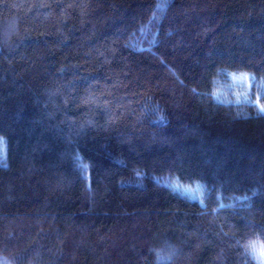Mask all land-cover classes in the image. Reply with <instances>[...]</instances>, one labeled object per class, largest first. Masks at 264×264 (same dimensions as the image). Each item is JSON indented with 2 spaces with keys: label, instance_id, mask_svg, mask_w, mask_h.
<instances>
[{
  "label": "trees",
  "instance_id": "16d2710c",
  "mask_svg": "<svg viewBox=\"0 0 264 264\" xmlns=\"http://www.w3.org/2000/svg\"><path fill=\"white\" fill-rule=\"evenodd\" d=\"M264 0H0V264H264Z\"/></svg>",
  "mask_w": 264,
  "mask_h": 264
},
{
  "label": "rangeland",
  "instance_id": "374dc122",
  "mask_svg": "<svg viewBox=\"0 0 264 264\" xmlns=\"http://www.w3.org/2000/svg\"><path fill=\"white\" fill-rule=\"evenodd\" d=\"M260 254H261V256L263 257L262 262L264 263V250H263L262 248H260Z\"/></svg>",
  "mask_w": 264,
  "mask_h": 264
}]
</instances>
